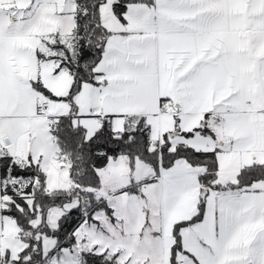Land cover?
Returning a JSON list of instances; mask_svg holds the SVG:
<instances>
[{
	"label": "snow or ice",
	"instance_id": "1",
	"mask_svg": "<svg viewBox=\"0 0 264 264\" xmlns=\"http://www.w3.org/2000/svg\"><path fill=\"white\" fill-rule=\"evenodd\" d=\"M264 0H0V264H264Z\"/></svg>",
	"mask_w": 264,
	"mask_h": 264
},
{
	"label": "crops",
	"instance_id": "2",
	"mask_svg": "<svg viewBox=\"0 0 264 264\" xmlns=\"http://www.w3.org/2000/svg\"><path fill=\"white\" fill-rule=\"evenodd\" d=\"M259 102H264V98H261Z\"/></svg>",
	"mask_w": 264,
	"mask_h": 264
}]
</instances>
